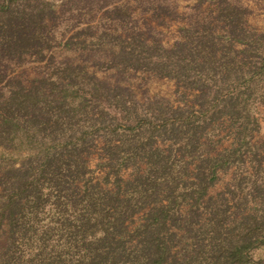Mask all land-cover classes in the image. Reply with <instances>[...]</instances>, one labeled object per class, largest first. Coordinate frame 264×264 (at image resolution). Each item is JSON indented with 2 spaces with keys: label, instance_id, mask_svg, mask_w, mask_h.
<instances>
[{
  "label": "trees",
  "instance_id": "trees-1",
  "mask_svg": "<svg viewBox=\"0 0 264 264\" xmlns=\"http://www.w3.org/2000/svg\"><path fill=\"white\" fill-rule=\"evenodd\" d=\"M166 1L0 0V264H264V30L195 0L166 48Z\"/></svg>",
  "mask_w": 264,
  "mask_h": 264
},
{
  "label": "rangeland",
  "instance_id": "rangeland-1",
  "mask_svg": "<svg viewBox=\"0 0 264 264\" xmlns=\"http://www.w3.org/2000/svg\"><path fill=\"white\" fill-rule=\"evenodd\" d=\"M238 1L249 10L247 20L249 24L258 30H264V0H233ZM170 11H176L171 13V19L164 18L160 25L156 28L160 31V37L164 47L169 48L173 42L178 39V27L189 19L192 12L190 7L194 5L195 0H167ZM163 19V18H162ZM161 21V20H160ZM56 37L60 40L63 36L69 35L71 31V25L69 23H63L56 30ZM46 57L55 58L56 60L69 57L76 61H79L78 56L75 53L65 52L60 46H55L46 53ZM22 77H34L40 72L47 71L46 64L44 62H36L32 58L29 59L22 67L17 68ZM99 76L104 74L98 73ZM131 85L133 89L140 93L142 90H147L149 95H160L168 99L172 104L177 105L176 94L174 93L175 85L172 81L167 79L155 78L151 75L138 73L131 78ZM262 131L255 137L257 139L264 135V107L262 108ZM2 150L0 149V154ZM221 184L217 185L213 191L220 189ZM263 253L262 249L253 252L254 258H257Z\"/></svg>",
  "mask_w": 264,
  "mask_h": 264
}]
</instances>
